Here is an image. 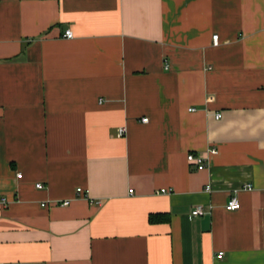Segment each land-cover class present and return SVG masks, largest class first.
I'll use <instances>...</instances> for the list:
<instances>
[{"label": "crops", "instance_id": "obj_1", "mask_svg": "<svg viewBox=\"0 0 264 264\" xmlns=\"http://www.w3.org/2000/svg\"><path fill=\"white\" fill-rule=\"evenodd\" d=\"M0 263L264 264V0H0Z\"/></svg>", "mask_w": 264, "mask_h": 264}, {"label": "built area", "instance_id": "obj_2", "mask_svg": "<svg viewBox=\"0 0 264 264\" xmlns=\"http://www.w3.org/2000/svg\"><path fill=\"white\" fill-rule=\"evenodd\" d=\"M64 36L66 38H71L72 34H71L70 31H66L64 33ZM211 39L213 41V44L214 45H217V43H218L217 35H212V38ZM220 117H221V115H219V114L216 115V118H220ZM141 121L142 122H146L147 119H142ZM125 132H126V130H125L124 127L118 129V136L119 137L123 136V134ZM216 153H217V150L213 148L211 150L206 151V153H205L206 155H202V154H199V153L198 154L188 153L186 155V158H187L188 164H191V165L196 166V170L199 171V170L205 169L208 166V164H209V156H213ZM20 177H21L20 174H17L16 175V178L21 179ZM36 187L41 188V184L37 183L36 184ZM248 188H250V187H248ZM76 191H77V194L78 195H84L85 196L87 194V192L82 191L80 189H77ZM172 191H173L172 188L167 189V190L166 189H161L160 190V193H162V194H170ZM130 192H132V190H130ZM2 202L6 204V201L5 200H2ZM68 204H69V201L68 200L63 201V202H60L59 204L56 203V202L51 203V205H54V206L55 205H58V206H62V207H66V205H68ZM51 205L48 204V203H41V207H44V208L45 207H49ZM239 209H240V203H239V201L234 196L230 197L229 200H228V203L225 205V211L230 212V211H237ZM202 214H203V207L201 205L195 207L191 211V216L192 217H199ZM222 254L223 253L220 252V253H218V256L220 257V256H222ZM0 264H2V263H0Z\"/></svg>", "mask_w": 264, "mask_h": 264}, {"label": "trees", "instance_id": "obj_3", "mask_svg": "<svg viewBox=\"0 0 264 264\" xmlns=\"http://www.w3.org/2000/svg\"><path fill=\"white\" fill-rule=\"evenodd\" d=\"M150 221L153 222L154 221V217H149Z\"/></svg>", "mask_w": 264, "mask_h": 264}]
</instances>
